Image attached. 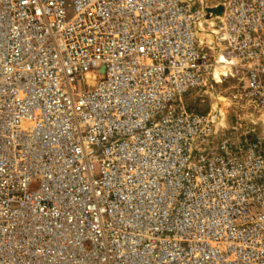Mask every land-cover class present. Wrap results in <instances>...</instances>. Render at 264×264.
I'll list each match as a JSON object with an SVG mask.
<instances>
[{
  "label": "built area",
  "instance_id": "built-area-1",
  "mask_svg": "<svg viewBox=\"0 0 264 264\" xmlns=\"http://www.w3.org/2000/svg\"><path fill=\"white\" fill-rule=\"evenodd\" d=\"M219 52L264 115V0H0V264H264V133L185 102Z\"/></svg>",
  "mask_w": 264,
  "mask_h": 264
},
{
  "label": "rangeland",
  "instance_id": "rangeland-1",
  "mask_svg": "<svg viewBox=\"0 0 264 264\" xmlns=\"http://www.w3.org/2000/svg\"><path fill=\"white\" fill-rule=\"evenodd\" d=\"M213 26V23L206 22ZM207 34V33H206ZM211 37V33H208ZM215 76L219 75L214 80H210L207 87L201 88L195 91H191L189 95L185 98L186 105L189 109L196 111H208L212 106L219 107V104L224 106L226 111L227 121L230 123H248L255 121L258 123L256 126L257 133H264V128H261L259 123L264 122V115L259 113L252 105L236 97V89L233 85L237 83L235 78L231 76L224 77V73L221 69H217L214 72ZM195 92V93H194ZM212 95L217 96L213 98ZM218 101L216 103V101Z\"/></svg>",
  "mask_w": 264,
  "mask_h": 264
},
{
  "label": "bare ground",
  "instance_id": "bare-ground-1",
  "mask_svg": "<svg viewBox=\"0 0 264 264\" xmlns=\"http://www.w3.org/2000/svg\"><path fill=\"white\" fill-rule=\"evenodd\" d=\"M214 10H210V12H212ZM216 18H211L210 15L207 16L206 22H211L213 23V20H215ZM211 38V37H210ZM231 63L230 58L227 57V55L223 52H219L217 55V64L215 67V70H217L218 68L221 69V71L225 74L226 72L229 71L230 66L229 64ZM219 75H216L215 77H217ZM214 95H212L213 97ZM213 98H217V96H214ZM216 101V99L214 100ZM219 101V100H218ZM216 101V103L218 102ZM219 103V102H218ZM218 107V106H217Z\"/></svg>",
  "mask_w": 264,
  "mask_h": 264
},
{
  "label": "water",
  "instance_id": "water-1",
  "mask_svg": "<svg viewBox=\"0 0 264 264\" xmlns=\"http://www.w3.org/2000/svg\"><path fill=\"white\" fill-rule=\"evenodd\" d=\"M216 14H221L222 13V8H217V9H214V11Z\"/></svg>",
  "mask_w": 264,
  "mask_h": 264
}]
</instances>
